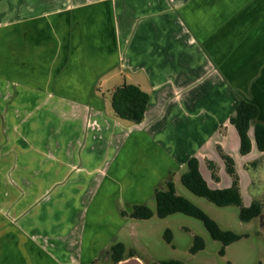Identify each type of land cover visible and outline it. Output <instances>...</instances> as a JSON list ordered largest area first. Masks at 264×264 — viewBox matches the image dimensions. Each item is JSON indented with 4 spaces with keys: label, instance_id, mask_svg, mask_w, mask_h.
I'll list each match as a JSON object with an SVG mask.
<instances>
[{
    "label": "crops",
    "instance_id": "1",
    "mask_svg": "<svg viewBox=\"0 0 264 264\" xmlns=\"http://www.w3.org/2000/svg\"><path fill=\"white\" fill-rule=\"evenodd\" d=\"M125 83L150 95L135 125ZM240 99L264 122V0H0V264L92 262L118 200L237 145Z\"/></svg>",
    "mask_w": 264,
    "mask_h": 264
},
{
    "label": "rangeland",
    "instance_id": "2",
    "mask_svg": "<svg viewBox=\"0 0 264 264\" xmlns=\"http://www.w3.org/2000/svg\"><path fill=\"white\" fill-rule=\"evenodd\" d=\"M122 122L135 125L125 121ZM232 132L237 145H234L231 136H228L227 140L216 136L217 139L220 138L215 140L216 145L217 143L224 147L227 145L228 149L225 150L220 145L216 146L214 144L212 153L215 156L206 151L207 157L202 159L203 173L212 186L226 188L232 185L233 177L227 172L225 161L218 151V146H220L224 153L234 159L244 204L248 206L252 201L260 200L264 205V154L260 153L255 147L249 155L242 156L239 152L237 132L234 128ZM61 136H56L57 139L59 138L58 141L63 140ZM209 162L215 164L213 171L209 168ZM185 171H187V165L180 172L172 173L169 176V179H172L176 185L177 193L201 208L223 230H230L245 237L228 246L225 255L221 256L219 252L222 249V243L211 237L202 221L181 213L163 219L159 218L156 214V200L154 197H149L144 204L154 211V216L148 220H136L126 215L127 217L124 218V224L121 228L117 226L113 230L115 239L111 241V245L118 242L124 243L126 257L129 256V253L134 252L136 257L140 258L145 264L168 260H179L185 264H264V209L261 219L257 218L251 222H243L240 219L239 207L233 205L218 207L206 198L194 195L184 187L181 182V175ZM213 174L216 175L217 180L212 176ZM164 187L165 182L159 186V189ZM126 200H118L115 203L116 216L117 213L120 216L121 211L127 214L131 213L134 201L132 199L131 202ZM115 221L118 225L117 220ZM168 230L172 234L171 242L166 239ZM196 236L204 239L205 249L193 255L191 254V248L194 245ZM111 245H108L96 259L88 264H110L109 252Z\"/></svg>",
    "mask_w": 264,
    "mask_h": 264
},
{
    "label": "trees",
    "instance_id": "3",
    "mask_svg": "<svg viewBox=\"0 0 264 264\" xmlns=\"http://www.w3.org/2000/svg\"><path fill=\"white\" fill-rule=\"evenodd\" d=\"M112 107L118 118L131 122L141 123L146 115L150 95L134 84H123L117 86L111 94ZM260 109L257 104L250 100L240 99L235 114L230 118V124L233 125L240 139V154L249 155L254 147L264 154V122L258 120ZM253 131V139L250 132ZM220 156L225 161L227 172L233 177V183L226 188H213L205 179L201 168L200 160L197 157H191L187 161V171L181 175V182L190 192L202 198H206L218 207L237 206L240 208V219L243 222H251L263 215L264 205L260 200H254L250 205H245L239 186V179L235 170L234 159L224 153L218 146ZM210 170L215 169V164L209 162ZM216 180V175H212ZM156 214L159 218H166L174 214H184L196 218L204 224L211 237L222 243L220 255L224 256L226 248L232 243L241 240L244 235L237 234L230 230H223L218 223L212 219L201 208L191 202L184 196L177 193L176 185L173 180H168L164 188L155 191ZM123 216L131 217L136 220H148L154 216V211L146 204H137L133 206L130 214L122 212ZM247 236V235H246ZM166 239L171 242L172 234L168 230ZM205 249L204 239L200 236L195 237V242L191 248V254L195 255ZM110 264L130 257H135V253H129L126 257V246L122 242L114 244L110 248ZM106 264V263H104ZM152 264H185L179 260H168Z\"/></svg>",
    "mask_w": 264,
    "mask_h": 264
},
{
    "label": "water",
    "instance_id": "4",
    "mask_svg": "<svg viewBox=\"0 0 264 264\" xmlns=\"http://www.w3.org/2000/svg\"><path fill=\"white\" fill-rule=\"evenodd\" d=\"M260 218H262V215L260 216ZM117 264H145V263L140 258L135 256L122 260Z\"/></svg>",
    "mask_w": 264,
    "mask_h": 264
},
{
    "label": "flooded vegetation",
    "instance_id": "5",
    "mask_svg": "<svg viewBox=\"0 0 264 264\" xmlns=\"http://www.w3.org/2000/svg\"><path fill=\"white\" fill-rule=\"evenodd\" d=\"M260 218V217H259ZM261 219V218H260Z\"/></svg>",
    "mask_w": 264,
    "mask_h": 264
}]
</instances>
